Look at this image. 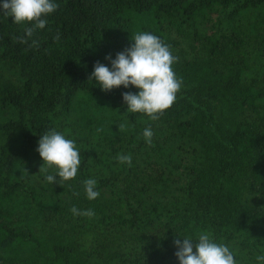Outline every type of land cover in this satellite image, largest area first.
<instances>
[{
  "label": "trees",
  "instance_id": "obj_1",
  "mask_svg": "<svg viewBox=\"0 0 264 264\" xmlns=\"http://www.w3.org/2000/svg\"><path fill=\"white\" fill-rule=\"evenodd\" d=\"M56 2L24 43L29 25L0 15V264H178L176 235L200 233L264 264V0ZM140 31L170 46L182 81L155 119L125 110L136 88L89 79ZM49 129L81 156L58 184L35 151Z\"/></svg>",
  "mask_w": 264,
  "mask_h": 264
},
{
  "label": "clouds",
  "instance_id": "obj_2",
  "mask_svg": "<svg viewBox=\"0 0 264 264\" xmlns=\"http://www.w3.org/2000/svg\"><path fill=\"white\" fill-rule=\"evenodd\" d=\"M57 7L56 0H0V15L12 17L16 24L29 25L19 38L24 43L34 31L45 28L47 18ZM130 41V45L117 52L114 58L106 55L107 64L94 62L89 79L94 80L101 91H111L118 87L136 88L134 93H121L125 110L143 113L155 119L157 114L174 103L181 88L182 81L172 68L177 57L172 54L167 43L150 31L134 33ZM152 135L150 126L143 129L142 136L147 143H151ZM35 151L44 166H40L39 170L46 182L58 184L61 180L69 181L76 177L81 164L80 151L76 142L64 133L55 129L45 131L39 135ZM117 160L131 164V157L127 154H118ZM82 183L86 199L94 200L99 196L95 179L88 178ZM70 212L74 216L94 215L92 209L81 210L76 206H72ZM176 236L178 238L173 240V244L178 264H236L230 248L216 242L208 233H200L195 237ZM258 260H264V256L258 257Z\"/></svg>",
  "mask_w": 264,
  "mask_h": 264
},
{
  "label": "rangeland",
  "instance_id": "obj_3",
  "mask_svg": "<svg viewBox=\"0 0 264 264\" xmlns=\"http://www.w3.org/2000/svg\"><path fill=\"white\" fill-rule=\"evenodd\" d=\"M33 162H34V164H36V161L35 160H33Z\"/></svg>",
  "mask_w": 264,
  "mask_h": 264
}]
</instances>
